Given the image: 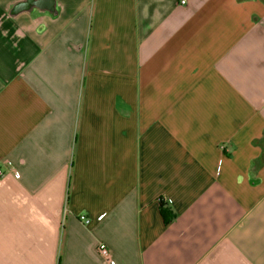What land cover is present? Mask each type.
I'll list each match as a JSON object with an SVG mask.
<instances>
[{"label":"crops","instance_id":"1","mask_svg":"<svg viewBox=\"0 0 264 264\" xmlns=\"http://www.w3.org/2000/svg\"><path fill=\"white\" fill-rule=\"evenodd\" d=\"M0 168V264H264V5L0 0Z\"/></svg>","mask_w":264,"mask_h":264},{"label":"built area","instance_id":"2","mask_svg":"<svg viewBox=\"0 0 264 264\" xmlns=\"http://www.w3.org/2000/svg\"><path fill=\"white\" fill-rule=\"evenodd\" d=\"M187 2H188V0H178V3L182 6L186 5ZM4 170H5V172H10L12 174L14 171V167L12 164L6 163L4 166ZM4 175H5V173L3 172V169L0 168V178ZM79 220L84 224L89 223V220L85 216H79ZM97 252L103 259H105L106 261H109L110 264H112V262L109 260L110 259V252H109V250L105 244H99L97 246Z\"/></svg>","mask_w":264,"mask_h":264},{"label":"rangeland","instance_id":"3","mask_svg":"<svg viewBox=\"0 0 264 264\" xmlns=\"http://www.w3.org/2000/svg\"><path fill=\"white\" fill-rule=\"evenodd\" d=\"M258 1H260V2H261V4H263V5H264V0H258Z\"/></svg>","mask_w":264,"mask_h":264}]
</instances>
